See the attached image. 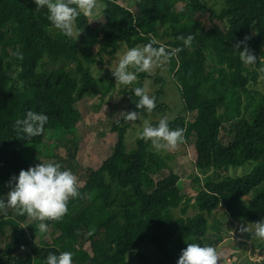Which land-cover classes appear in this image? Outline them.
<instances>
[{"label":"trees","instance_id":"16d2710c","mask_svg":"<svg viewBox=\"0 0 264 264\" xmlns=\"http://www.w3.org/2000/svg\"><path fill=\"white\" fill-rule=\"evenodd\" d=\"M101 2L106 7L99 22L92 24L83 15L75 21L81 32L77 41L62 35L47 19L46 8L35 9L34 0H0V199L6 202L12 176L53 157L45 143L15 132V120L28 111L43 112L49 120L42 142L48 133L56 141L70 134L81 120L79 102L99 86L92 67L114 57L124 45H144L152 36L167 38L162 43L167 48L184 49L175 57L172 79L181 94L190 89L193 97L182 100L186 116L168 118L169 127L184 129L185 141L195 138L192 164L204 174L212 173L206 175L203 189L189 197L180 187V176L166 171V162L150 142L136 138L135 147L127 149L130 126L116 119L109 156L89 168L80 189L83 198L68 204L61 221H46L48 231L42 234L38 222L26 215L11 209L7 216L0 214V264H45L50 253L63 251L73 254V264H129L131 257L139 264H177L188 243L217 249L223 242L221 221L211 225L208 220L218 208L240 221L264 218L259 204L264 197V94L251 89L258 73L233 50L250 37L245 44L260 64L264 0H225L220 12L202 0ZM189 35L195 39L187 48L178 37ZM93 50L96 57L89 53ZM60 62L67 64L52 68ZM136 102L129 99L130 111L142 113ZM197 125H203L204 134L195 136ZM249 163L256 164L244 175L219 170ZM191 207L200 213L187 217ZM37 238L39 244H33Z\"/></svg>","mask_w":264,"mask_h":264},{"label":"rangeland","instance_id":"374dc122","mask_svg":"<svg viewBox=\"0 0 264 264\" xmlns=\"http://www.w3.org/2000/svg\"><path fill=\"white\" fill-rule=\"evenodd\" d=\"M207 3L211 8L220 12L225 6V0H202ZM104 9V8H103ZM103 9L99 10L94 16L89 17L92 24H95L101 20ZM51 35L56 38V31L52 30ZM78 32L73 37L78 41ZM160 43H165L168 39H162L161 36L156 37ZM142 46V45H141ZM130 49L128 46H123L120 51L111 58H106L103 64H97L92 67V73L98 80L99 86L84 100L79 102V108L81 113V120L76 123V126L70 134L60 136L59 140L50 138L52 133H48L45 139L40 136L28 139L25 134L23 137L25 140H33L36 143H45L46 148L53 157L49 158V161L56 163H62L70 170L74 164L78 163L75 174L81 182L80 189L82 188L85 180L87 179L89 168L96 167L102 163L110 154L108 145L113 139L111 134V127L116 123L118 119L117 114L121 111L129 112L130 103L129 99L132 97L134 101L139 98L134 95L135 87H146L148 94L155 97L156 108L151 114L141 113L143 119H148L153 124L158 122L159 118L166 115L170 119H174L178 116L185 117L186 114L182 113V100H189L193 97V91L190 89L184 90L181 94L177 87L173 83V73L176 70L177 62L173 58L169 63L156 68L145 79L138 77V80L131 85L124 86L116 84L115 78L112 75L111 70H114L118 64L120 55ZM91 55L96 57V50L89 51ZM260 59L264 60V46L259 51ZM65 63H59L52 68H61L66 66ZM258 73L256 83L252 82L251 89L256 92L264 94V79L258 69L261 64H255L249 66ZM127 91V94H124ZM160 91V93H158ZM255 94V93H254ZM160 107L164 108L165 112L160 111ZM189 121H193V116H188ZM129 129L126 134L127 149L131 150L135 147V141L137 138V131L142 126L141 121L128 122ZM48 127V123L45 128ZM205 133L203 125H197L195 127V136ZM194 137H191L189 141H185L175 151L172 152H156L166 162V171L170 173H176L180 176V187L189 196L194 197L199 193L204 186L206 175H210L197 170L192 161L195 160V152L193 148ZM39 156L44 158L43 152L39 153ZM74 159V160H73ZM256 163H249L244 166H223L219 168L223 174L230 176L244 175L253 170ZM35 167V166H34ZM1 187V185H0ZM79 189V190H80ZM2 191L5 188L2 186ZM75 201L71 199L68 204ZM252 204L250 200L249 205ZM260 206L264 211V197L259 200ZM200 213L198 208L191 207L188 210L187 217H192ZM176 216H179L178 210L175 211ZM207 217V215H205ZM218 219L221 221V228L223 229V242L217 246L218 252L222 256V263L225 264H250L251 258L255 253H261L260 259L264 260V250L261 246L264 245V241L252 239L249 233H241L240 226L245 227L250 224L247 221H240L227 216L223 208H218L213 216L209 217V223L212 225L214 221ZM264 220V218H263ZM33 244H39V238L33 239ZM87 247V245L85 246ZM25 248L24 251H27ZM149 256L153 257L150 251H144ZM153 252V251H152ZM130 257V256H129ZM254 258V257H253ZM230 259V262H228ZM225 261V262H224ZM129 264H139L138 261L131 257Z\"/></svg>","mask_w":264,"mask_h":264},{"label":"clouds","instance_id":"9594fccd","mask_svg":"<svg viewBox=\"0 0 264 264\" xmlns=\"http://www.w3.org/2000/svg\"><path fill=\"white\" fill-rule=\"evenodd\" d=\"M34 3L37 11L46 8L50 23L69 38L77 32L75 21L80 15L91 17L106 7L101 0H34ZM178 39L184 47L190 48L195 37L180 36ZM248 39L250 37L246 36L244 41L238 42L233 48L245 66L257 64L256 56L245 44ZM241 44L245 45L242 51ZM183 50L181 47L167 48L152 36L147 44L127 49L120 55L117 66L111 72L116 84L128 86L138 80L140 73H152ZM259 63L261 67L258 71L264 74V60L260 59ZM261 78L264 79V75ZM134 95L139 98L136 108L143 113L151 114L156 108L155 97L148 94L146 87H135ZM117 116L118 122L141 121L137 138L146 143L150 142L158 153L175 151L185 142V130L170 129L166 115L160 117L155 125L150 120L143 119L139 111H121ZM48 120L43 112L28 111L23 118L15 120L14 131L25 134L28 139L38 137L44 133ZM80 186L81 182L71 170H62L61 164L54 161L40 162L35 167L21 170L18 176L11 177V190L6 194V202L5 198L0 199V214L7 216L11 209L18 216L26 215L28 219L38 222L37 230L40 233H46V221H61L68 214L69 201L83 198ZM239 230L241 233H249L252 239L264 241V220L250 223L246 227L241 225ZM93 233L94 230H90L87 234L91 236ZM218 261H221V254L215 247L188 243L181 251L177 264H218ZM45 264H73V254L70 251L60 252L59 255L50 253Z\"/></svg>","mask_w":264,"mask_h":264},{"label":"built area","instance_id":"2783aa9c","mask_svg":"<svg viewBox=\"0 0 264 264\" xmlns=\"http://www.w3.org/2000/svg\"><path fill=\"white\" fill-rule=\"evenodd\" d=\"M260 254L261 253H255L253 254V257L251 258V263L250 264H264V260L260 259Z\"/></svg>","mask_w":264,"mask_h":264},{"label":"crops","instance_id":"0c3cea01","mask_svg":"<svg viewBox=\"0 0 264 264\" xmlns=\"http://www.w3.org/2000/svg\"><path fill=\"white\" fill-rule=\"evenodd\" d=\"M225 262V261H224ZM228 262H230V259H228ZM218 264H225V263H222V256H221V261H219Z\"/></svg>","mask_w":264,"mask_h":264}]
</instances>
